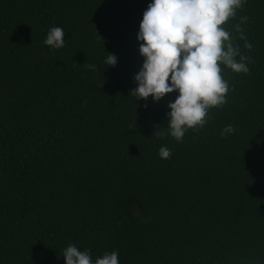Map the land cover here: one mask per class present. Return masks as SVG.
Instances as JSON below:
<instances>
[{
	"label": "trees",
	"instance_id": "obj_1",
	"mask_svg": "<svg viewBox=\"0 0 264 264\" xmlns=\"http://www.w3.org/2000/svg\"><path fill=\"white\" fill-rule=\"evenodd\" d=\"M150 2L0 0V264H64L68 244L119 264H264V0L226 22L249 72L221 65L226 103L181 142L159 135L177 93L129 95Z\"/></svg>",
	"mask_w": 264,
	"mask_h": 264
},
{
	"label": "clouds",
	"instance_id": "obj_2",
	"mask_svg": "<svg viewBox=\"0 0 264 264\" xmlns=\"http://www.w3.org/2000/svg\"><path fill=\"white\" fill-rule=\"evenodd\" d=\"M246 0H151L142 13L136 40L138 53L143 58L138 72L132 77L135 87L129 95L135 101L149 97L156 103L166 94L177 93L169 100L165 133L176 142L184 134L207 123L208 110L226 103L229 84L222 75L221 65L234 73L249 72L251 58L241 53L234 44V36L227 21L235 18ZM247 17H241V23ZM223 25V26H222ZM244 39L239 24L232 26ZM65 33L61 27H50L43 44L50 50L64 47ZM245 48H251L245 43ZM238 58V59H237ZM104 63L115 66L116 56L107 53ZM96 71L94 64L85 65ZM101 86V85H100ZM147 107V104L142 105ZM231 125L221 130V135L231 134ZM170 149L160 147L158 156L167 159ZM64 264H119L115 251L105 252L94 261L89 250L78 251L68 244L62 255Z\"/></svg>",
	"mask_w": 264,
	"mask_h": 264
}]
</instances>
